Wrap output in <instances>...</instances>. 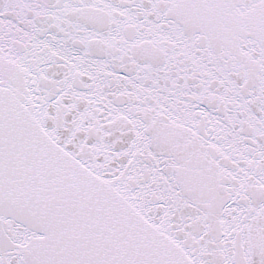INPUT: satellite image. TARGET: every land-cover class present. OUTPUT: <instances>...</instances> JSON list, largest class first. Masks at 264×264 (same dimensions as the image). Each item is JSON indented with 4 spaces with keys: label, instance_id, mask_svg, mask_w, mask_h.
Wrapping results in <instances>:
<instances>
[{
    "label": "snow or ice",
    "instance_id": "6c2138e0",
    "mask_svg": "<svg viewBox=\"0 0 264 264\" xmlns=\"http://www.w3.org/2000/svg\"><path fill=\"white\" fill-rule=\"evenodd\" d=\"M0 264H264V0H0Z\"/></svg>",
    "mask_w": 264,
    "mask_h": 264
}]
</instances>
